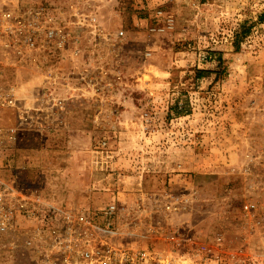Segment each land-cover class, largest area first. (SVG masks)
I'll use <instances>...</instances> for the list:
<instances>
[{
    "label": "rangeland",
    "instance_id": "1",
    "mask_svg": "<svg viewBox=\"0 0 264 264\" xmlns=\"http://www.w3.org/2000/svg\"><path fill=\"white\" fill-rule=\"evenodd\" d=\"M263 13L264 0H101L106 33L126 36L115 51L104 40L86 57L108 65L112 84L103 102L76 96L64 112L38 99L48 65L23 67L0 51V87L15 89L17 107L39 109L46 123L20 126L19 143L0 157V184L44 206L3 237L20 242L0 250V264L38 262L25 242L46 236L49 223L63 229L51 207L89 211L103 225L112 203L120 236H105L110 243L159 247L153 229H180L218 248V264H264ZM81 62L59 61L56 77L77 76ZM17 119L6 111L0 126ZM248 202L259 207V225Z\"/></svg>",
    "mask_w": 264,
    "mask_h": 264
},
{
    "label": "built area",
    "instance_id": "2",
    "mask_svg": "<svg viewBox=\"0 0 264 264\" xmlns=\"http://www.w3.org/2000/svg\"><path fill=\"white\" fill-rule=\"evenodd\" d=\"M100 4L101 0L0 1V51L16 57L23 67L31 65L42 68L48 65L47 68L52 69L44 77L49 87L39 94L38 99L52 104L53 109L64 112L67 102L89 93L91 98L103 102L105 88L112 84L108 82V65L90 63V58L86 57L89 51H100L104 40L115 51L126 36L123 30L111 35L106 33L98 16ZM162 15L161 11L156 14L157 17ZM167 20L171 22L172 19ZM82 39L90 45L83 46ZM73 59L82 60L77 76L68 75L59 80L55 65L59 61ZM60 87H65L66 93L60 92ZM19 100L15 89L0 87V116L6 111L17 110L19 123L10 127L0 126V157L19 143L20 126L29 125V129H35V125L46 127L42 120L43 113L39 109L18 108ZM106 145L104 142L101 146L105 148ZM43 208V201L39 197L0 184V250L11 249L16 242H20L18 238L7 245L3 243L4 236L15 233L19 217H36ZM171 210V206L164 208L165 212ZM244 210L258 225L261 223L259 207L255 203H246ZM48 211L52 213L51 221L59 218L64 227L59 231L54 223H49L46 236L36 232L34 237L26 240L25 246L32 248L36 256L39 254L36 264H186L188 261L197 264L202 260L206 264H218L222 260L218 248L205 245L195 238L187 239L180 229H153L151 234L155 236L150 238L153 243L158 241L159 247L110 243L105 236H111L113 240L120 236L114 227L118 210L113 203L102 211V217L106 220L103 225L97 224L89 211L74 214L55 207ZM40 245L44 247L43 253Z\"/></svg>",
    "mask_w": 264,
    "mask_h": 264
},
{
    "label": "trees",
    "instance_id": "3",
    "mask_svg": "<svg viewBox=\"0 0 264 264\" xmlns=\"http://www.w3.org/2000/svg\"><path fill=\"white\" fill-rule=\"evenodd\" d=\"M260 23H263L264 24V13L260 16ZM244 28V27H243ZM244 29H242V31H241V33L240 34H242L243 33V37H246L247 36V32L246 31H243ZM202 74H204V72L203 71H197V77L198 76H202ZM198 78H201V77H198Z\"/></svg>",
    "mask_w": 264,
    "mask_h": 264
}]
</instances>
